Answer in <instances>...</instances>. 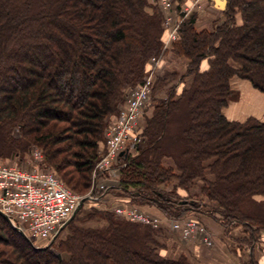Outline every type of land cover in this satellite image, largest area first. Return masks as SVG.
Segmentation results:
<instances>
[{
    "label": "trees",
    "instance_id": "1",
    "mask_svg": "<svg viewBox=\"0 0 264 264\" xmlns=\"http://www.w3.org/2000/svg\"><path fill=\"white\" fill-rule=\"evenodd\" d=\"M154 2L0 0V161L31 163L37 149L42 165L69 189L89 194L106 130L126 95L149 75L151 58L171 51L189 60L182 80H193L177 96L170 90L166 99L152 100L140 131L145 145L121 157L118 184L108 192L171 220L205 214L225 235L238 228V245L251 250L247 263L259 264L264 123L230 121L223 108L234 77L264 94V0H226L211 31H198L192 14L167 49ZM174 115L181 124L172 132L167 125ZM164 157L174 165L164 166ZM100 215L104 228L84 229L71 219L64 241L38 248L0 213V264H192L179 247L162 255L155 229Z\"/></svg>",
    "mask_w": 264,
    "mask_h": 264
},
{
    "label": "built area",
    "instance_id": "2",
    "mask_svg": "<svg viewBox=\"0 0 264 264\" xmlns=\"http://www.w3.org/2000/svg\"><path fill=\"white\" fill-rule=\"evenodd\" d=\"M159 3L165 14L164 49H167L177 39L180 25L191 8L181 5L177 10L169 0H159ZM153 70L154 67H150L151 74L129 91L124 108L106 130V144L94 169L92 189L108 193V189L118 184L120 166L123 165L121 157L143 147L145 139L140 131L151 103ZM43 159V154L33 149L30 167L14 161H0V213L34 243H48L56 238L82 201L81 195L69 189L52 169L42 165ZM112 211L122 219L155 230L163 226L159 216L121 201L114 204ZM170 221V229L182 240L199 236L201 244L211 246V236L199 219L192 216Z\"/></svg>",
    "mask_w": 264,
    "mask_h": 264
},
{
    "label": "crops",
    "instance_id": "3",
    "mask_svg": "<svg viewBox=\"0 0 264 264\" xmlns=\"http://www.w3.org/2000/svg\"><path fill=\"white\" fill-rule=\"evenodd\" d=\"M218 1L219 0H201V9L194 13L196 18L195 28L198 31H211L213 29L214 23L222 20L226 0H221L219 3ZM220 8H223V11L220 10V13L216 15L217 11ZM208 15L216 16L211 17ZM188 64V59L179 58L173 55L171 51H167L164 54L163 58L160 60V66L158 67V69L156 68L155 71H153V77H155L156 80L157 78H166L168 81L167 84H164L165 88L161 89L155 95L158 96L157 99H166L170 90H174L177 96L185 87L188 88L190 86L192 82V76H186L182 80V77L187 70ZM203 68H206V64L203 65ZM170 72L176 75L173 80L169 79L170 77L168 76V74ZM231 87L233 90L238 89L240 91L241 99L238 102L230 101V103L223 108L224 116L230 121L238 122H243L250 117H254L264 123V94L261 91L255 89L249 81L242 80L237 77H234L231 80ZM168 159L170 162L168 165L166 164L167 166L165 165V163H163L166 167L172 166L171 164L173 161L170 158ZM146 210L162 218L163 226L161 227V229L163 231L167 229L169 233H171L172 230L169 229L171 223L170 219L166 218L156 208L147 207ZM200 216V220L202 221V223L208 229L214 232L215 245L212 248L202 245H196L194 247L193 243H186L187 245H182L184 247L183 249L187 248L186 251L181 249V247L179 248L184 254L187 255L189 261L192 264H246V259H238V253L232 252L231 250L232 247L239 246L237 243V238L241 235L240 229L235 228L229 235H225V228L219 222L205 214ZM157 239L159 240L158 237ZM162 239L163 238H160V240ZM171 240L166 239L167 244H164L162 246L163 249H161L162 255H172V249L177 247V245H171ZM175 244L179 245L181 243L175 242ZM167 245H169V247ZM250 252L251 250L248 252V257H250ZM193 256L196 257L197 260H195Z\"/></svg>",
    "mask_w": 264,
    "mask_h": 264
},
{
    "label": "rangeland",
    "instance_id": "4",
    "mask_svg": "<svg viewBox=\"0 0 264 264\" xmlns=\"http://www.w3.org/2000/svg\"><path fill=\"white\" fill-rule=\"evenodd\" d=\"M152 1V0H151ZM161 13H162V16H163V20H162V26H163V30L166 32V24H165V14H164V11L159 3V0H154ZM171 5L173 7H176L177 10H180V6L181 5H184V6H189L191 8V11L188 15V17H190L192 14H194L196 11H199L202 7V5H200V2L201 0H181V2H179V0H169ZM221 0L218 1V3L220 2ZM154 2V3H155ZM220 10L223 11V8H220L216 15L218 13H220ZM216 15H208V16H211V17H215ZM164 56V55H163ZM163 56H161L160 58H151V64L149 63V70H150V67H154V70L160 66V60L163 58ZM152 59H155L154 62H152ZM232 66L234 67H238V64L234 63V62H230ZM156 73H157V70H156ZM151 73H149L150 75ZM168 77L169 79H172L176 76L175 74H172V72H170L168 74ZM152 80H153V89H152V94H151V100H150V106L147 108V113L145 114V117H144V120H143V124H144V121L146 122V117L148 116H151L152 112H153V108H154V104L152 102L153 99H157L158 96H155L161 89H164L165 87L163 86H160V84H157L154 82L155 81V77L152 76ZM171 80V81H172ZM193 80V78H192ZM169 81V82H171ZM167 84V83H166ZM127 97V95H126ZM126 97H125V101H126ZM241 99V95H240V91L238 89H234L233 91V94L231 95L230 97V100L232 102H238L239 100ZM230 103V102H229ZM228 103V104H229ZM125 102L123 103V106L121 107L120 110H122L125 106ZM121 112V111H120ZM176 116V115H174ZM180 117V116H179ZM179 117H172L167 125V129L168 131H172V132H175L177 131L179 128H180V125L181 124V119ZM185 120V118L183 119ZM16 131H15V135H16ZM145 139V138H144ZM145 145V141H144V144H143V147ZM142 147V148H143ZM171 159V158H170ZM28 161V159H26ZM172 160V159H171ZM27 161H24V162H20L18 160H15L14 163L16 164H19V165H23L25 167H30L31 166V163L27 162ZM4 162H10V161H4ZM169 159L168 157H164L163 158V163H165V165L169 164ZM166 165V166H167ZM173 165V162L172 164ZM93 187H94V184H93ZM171 187H168V190L170 189ZM192 193L195 194V193H199V190L198 189H195L193 188L192 189ZM94 195V196H91V195ZM81 195V194H79ZM82 197V200L85 199L87 197V200L85 201V203L83 204L82 208L75 214H73L72 216V221H74V225L78 226V227H81V228H104L106 225H107V222L106 220L103 218L102 215H100V212L101 213H104V212H108V213H113L117 218L119 219H122L120 217H118L113 211H112V208L114 206V204L116 203H120V200H118L116 197V193L114 191H109L108 193H105L103 196H99L98 193H95V188H91L90 189V192L89 194H86V195H81ZM99 197V198H98ZM141 208V207H139ZM143 210H146L147 208H141ZM155 215V214H154ZM200 215H203L202 213H194V215H192L193 217L197 218V219H200L201 216ZM157 216V215H156ZM125 220V219H124ZM201 221V220H200ZM202 222V221H201ZM72 223V224H73ZM143 225V224H142ZM204 225V224H203ZM205 229L207 230L208 234L211 236V241H212V244H211V248L214 247V243H215V235H214V232L211 231L210 229H208L205 225H204ZM170 229V227H169ZM157 231V237L159 238L156 239L157 240V243L159 244L160 247H162L164 244H167L166 242V239L167 240H171L172 243L171 245H177V247H181V249H183L184 247L182 245H187L186 243H193L194 247L196 245H202V246H205L203 244H201L200 242V238L199 236L198 237H193L192 239H185V240H182V238L179 236L178 233L176 232H173L171 231V233H169V231L167 229H165L164 231L163 230H156ZM70 231H69V228L68 226L66 225V227L56 236V238H54L52 241L48 242V243H45V242H38V243H34V242H31L34 246L40 248V247H47L49 245H54L56 246L59 242L61 241H64L67 236L69 235ZM162 233V235H161ZM156 237V238H157ZM160 238H163L162 240H160ZM175 242H180L181 244H175ZM169 247V245H167ZM159 247V250L161 252V248ZM176 247V248H177ZM207 247V246H205ZM166 248V247H164ZM186 248V247H185ZM163 249V248H162ZM172 249V247H171ZM187 249V248H186ZM186 249H183L184 251H186ZM165 250V249H164ZM232 252H237L238 255V259H246V262L249 261V257L247 256L248 255V252L250 251L248 248H246V246L244 247H241V246H235V247H232ZM255 258L257 259L258 263L259 264H264V238L262 240V242H260L258 244V246H256V249H255ZM64 259H67L68 258V255L67 254H63L62 255ZM187 256V255H186ZM192 256V255H190ZM194 257V256H193ZM192 257V258H193ZM195 260H197L196 257H194ZM248 264V263H246Z\"/></svg>",
    "mask_w": 264,
    "mask_h": 264
},
{
    "label": "water",
    "instance_id": "5",
    "mask_svg": "<svg viewBox=\"0 0 264 264\" xmlns=\"http://www.w3.org/2000/svg\"><path fill=\"white\" fill-rule=\"evenodd\" d=\"M87 200V198H85V199H83L80 203H79V205H78V207H77V209H76V211H75V214L82 208V206H83V204L85 203V201ZM17 230V229H16ZM18 232H20L21 233V231H19V230H17ZM58 258H61V255L59 254L58 255Z\"/></svg>",
    "mask_w": 264,
    "mask_h": 264
}]
</instances>
